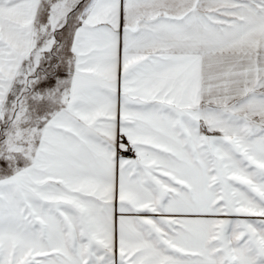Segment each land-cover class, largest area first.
<instances>
[{"label":"snow or ice","instance_id":"obj_1","mask_svg":"<svg viewBox=\"0 0 264 264\" xmlns=\"http://www.w3.org/2000/svg\"><path fill=\"white\" fill-rule=\"evenodd\" d=\"M0 264H264V0H0Z\"/></svg>","mask_w":264,"mask_h":264}]
</instances>
